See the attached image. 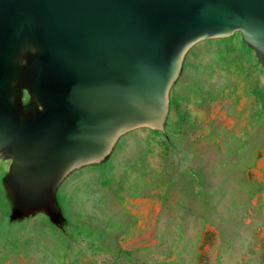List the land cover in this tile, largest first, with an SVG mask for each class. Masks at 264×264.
<instances>
[{"label": "water", "instance_id": "water-1", "mask_svg": "<svg viewBox=\"0 0 264 264\" xmlns=\"http://www.w3.org/2000/svg\"><path fill=\"white\" fill-rule=\"evenodd\" d=\"M233 39L264 108V0H0V200L23 221L0 208V230L70 241L69 187L138 136L169 143L198 53Z\"/></svg>", "mask_w": 264, "mask_h": 264}, {"label": "rangeland", "instance_id": "rangeland-1", "mask_svg": "<svg viewBox=\"0 0 264 264\" xmlns=\"http://www.w3.org/2000/svg\"><path fill=\"white\" fill-rule=\"evenodd\" d=\"M262 87L238 39L202 49L170 142L138 136L73 183L70 241L0 230V264H264Z\"/></svg>", "mask_w": 264, "mask_h": 264}, {"label": "flooded vegetation", "instance_id": "flooded-vegetation-1", "mask_svg": "<svg viewBox=\"0 0 264 264\" xmlns=\"http://www.w3.org/2000/svg\"><path fill=\"white\" fill-rule=\"evenodd\" d=\"M171 103V102H170ZM102 164V161L100 162V165ZM60 195H61V192H60V188H59V186H57V185H55L54 186V188L51 190V196H52V198L54 199V200H59V198H60ZM0 208H1V211H3V214H4V216H5V218L8 220V222L6 223V224H4V226H5V228H6V230L8 231H11L13 228H16V227H18L19 225L21 226L22 225V223H23V221L22 220H19V221H16V222H12V221H10L8 218L9 217H12L13 215H12V213H11V211H9L8 210V208H7V205H5V204H2V202H1V200H0ZM6 213V214H5ZM3 216V215H2ZM3 216V217H4ZM18 217V216H17ZM5 218H4V220H5ZM4 220H2V221H4ZM50 221V223L52 224V225H54V226H58L57 225V222L56 221H54V220H49ZM4 223V222H3ZM19 226V227H20ZM59 227V226H58Z\"/></svg>", "mask_w": 264, "mask_h": 264}]
</instances>
